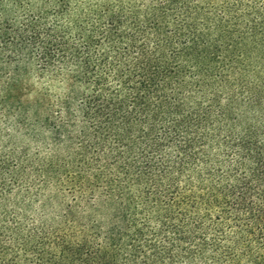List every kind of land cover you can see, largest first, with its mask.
<instances>
[{"label": "trees", "instance_id": "16d2710c", "mask_svg": "<svg viewBox=\"0 0 264 264\" xmlns=\"http://www.w3.org/2000/svg\"><path fill=\"white\" fill-rule=\"evenodd\" d=\"M3 132L0 264H264V0H0Z\"/></svg>", "mask_w": 264, "mask_h": 264}, {"label": "rangeland", "instance_id": "374dc122", "mask_svg": "<svg viewBox=\"0 0 264 264\" xmlns=\"http://www.w3.org/2000/svg\"><path fill=\"white\" fill-rule=\"evenodd\" d=\"M51 94L54 95V97H59V96L62 97L64 94H66V90H65L64 87L61 88L59 86H56V87H54L51 90ZM9 135H10V138L7 137L6 135L4 136V132L1 133V135H0V143L4 144L7 141H12L13 143H16V145H20V144L23 143L24 139H22L21 137H18L15 134L14 135L13 134L12 135L9 134Z\"/></svg>", "mask_w": 264, "mask_h": 264}]
</instances>
